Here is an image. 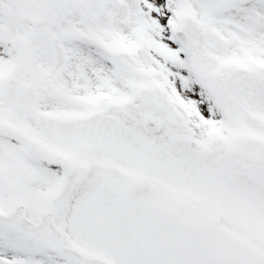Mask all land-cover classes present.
<instances>
[{
  "label": "snow or ice",
  "instance_id": "6c2138e0",
  "mask_svg": "<svg viewBox=\"0 0 264 264\" xmlns=\"http://www.w3.org/2000/svg\"><path fill=\"white\" fill-rule=\"evenodd\" d=\"M0 264H264V0H0Z\"/></svg>",
  "mask_w": 264,
  "mask_h": 264
}]
</instances>
